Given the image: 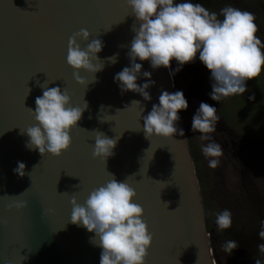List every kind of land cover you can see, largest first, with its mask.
Returning <instances> with one entry per match:
<instances>
[{
    "label": "water",
    "instance_id": "1",
    "mask_svg": "<svg viewBox=\"0 0 264 264\" xmlns=\"http://www.w3.org/2000/svg\"><path fill=\"white\" fill-rule=\"evenodd\" d=\"M134 27L139 21L125 0H0V264H100L102 248L91 242L95 233L71 223L70 201L75 195L84 204L111 179L109 173L118 181L127 178L138 193L134 202L145 209L154 234L146 264H218L181 117L175 126L183 136L148 139L143 131V117L162 92L174 91V64L154 69L137 59L142 64L137 83L155 81L147 89L150 100L122 91L114 79L131 67ZM81 28L92 34L90 41H103L100 61H93L103 68L82 70L84 84L66 59L69 37ZM90 41L78 42L86 48ZM113 56L115 63L108 59ZM42 85L66 88L74 106L87 104L80 128L71 132V148L61 157L30 150L22 133L36 123L28 108L35 110ZM94 131L119 137L105 162L92 155ZM18 162L26 165L23 177L13 171ZM14 200L27 206L17 208Z\"/></svg>",
    "mask_w": 264,
    "mask_h": 264
},
{
    "label": "clouds",
    "instance_id": "2",
    "mask_svg": "<svg viewBox=\"0 0 264 264\" xmlns=\"http://www.w3.org/2000/svg\"><path fill=\"white\" fill-rule=\"evenodd\" d=\"M125 3L139 21V27L133 28L136 34L128 53L131 67H125L114 77L122 91H134L146 100L151 99L147 89L155 84V81L143 86L137 83L142 71V64L137 63V59L150 61L151 66L156 69L171 68L173 60L182 67L193 62L198 55L211 72L213 83L210 95L216 101L245 93L246 82L260 76L264 71V42L257 36L259 27L255 22L256 16L250 11L229 5L222 8L218 14L190 0L180 3L176 0H125ZM218 15L223 19H219ZM91 35L88 29L81 28L68 40L67 64L74 69L75 79L81 84L85 83V79L80 75L82 70L96 73L103 68V65L98 67L93 63L94 60L100 61L97 54L102 51L103 41H90ZM81 39L90 41L86 48L78 42ZM108 59L116 62V56ZM179 70L180 68L176 69ZM151 75L150 72H143L145 77L150 78ZM41 87L44 89L43 95L36 98L35 110L28 108L36 123L22 129V133L26 131L29 137L26 147L30 150L38 149L41 155L47 153L61 157L71 148V132L79 127L78 122L82 119L87 104L85 103L84 108L74 106L66 88L62 90L58 86ZM188 107V101L182 91H163L159 96V104L153 105L152 110L143 117L146 138L157 136L173 139L177 132L183 136V129L178 130L175 124L180 119L178 113ZM219 120L217 108L201 102L197 114L193 117L192 129L201 133L202 140H210L208 134L216 131ZM94 132L96 134L92 155L94 158H102L105 162L114 154L113 149L119 137L113 139L100 131ZM202 153L211 158L208 161L209 167L214 169L220 163L218 158L223 155V150L220 144L210 142L202 146ZM25 169V163L18 162V167L13 171L23 177L26 174ZM109 175L111 179L94 188L84 204L79 203L73 195L70 201L71 223L83 225L89 232L95 233L91 242L102 248L100 264H146L154 234L143 218L145 209L134 202L138 193L128 183L127 178L118 181L113 174ZM156 182L165 184V187L170 184ZM164 204L168 207L167 203ZM14 206L23 208L27 206V202L14 200ZM178 208L170 212H175ZM215 223L220 230L231 228L230 210L217 212ZM259 237L264 240V222ZM237 247L235 240H228L223 245V250L231 254ZM258 248L264 253V243L258 245ZM255 264H262V261L255 259Z\"/></svg>",
    "mask_w": 264,
    "mask_h": 264
},
{
    "label": "rangeland",
    "instance_id": "3",
    "mask_svg": "<svg viewBox=\"0 0 264 264\" xmlns=\"http://www.w3.org/2000/svg\"><path fill=\"white\" fill-rule=\"evenodd\" d=\"M248 2L253 8L252 13L255 12V6H264V0ZM172 64L175 83L173 92L182 91L189 105L180 117L188 132V140L194 147V168L207 209L208 225L211 229L209 239L214 256L218 264H255V259H260L264 264V253L258 248V245L264 243L259 237L264 222L263 75L247 81L245 93L216 101L207 97L205 83L208 84L211 72L198 55L193 62L182 67L175 60ZM177 68L180 70L176 71ZM201 102L213 104L220 117L216 131L208 134L210 140H202L201 133L192 129V120ZM233 102L241 105L243 112L238 111ZM210 142L220 144L223 150V155L218 158L220 163L214 169L209 167L208 161L211 158L202 153V146ZM224 209L232 213V226L227 230H220L215 223L216 213ZM228 240L238 243V247L231 254L223 250V245Z\"/></svg>",
    "mask_w": 264,
    "mask_h": 264
},
{
    "label": "trees",
    "instance_id": "4",
    "mask_svg": "<svg viewBox=\"0 0 264 264\" xmlns=\"http://www.w3.org/2000/svg\"><path fill=\"white\" fill-rule=\"evenodd\" d=\"M190 2H192V3H200L205 8L209 9L210 11H215L218 14H219V12H220V10L222 8H224L225 6H229V5L232 6V7H236V8L238 7L241 10H246V11H250V12L253 11V8L250 6L248 0H190ZM254 14H255L257 20L258 19L262 20V22H260L258 20V22H259L258 23L259 31L257 32V36L261 39L262 42H264V6H260V7L255 6ZM218 18L219 19H223V17L219 16V15H218ZM257 20L255 21L256 23H257ZM261 75H263L262 78H264V71H262ZM261 79H259V80H261ZM211 81H212V79H211ZM211 81L208 80V83L210 82L209 87H210V90L212 92V83H213V81L212 82ZM255 81H257V80H255ZM252 83H253V81H252ZM257 84H260V82L257 83ZM173 93H175V92H173ZM234 104H236V103H234ZM238 105H239L238 103L235 105L236 108L238 107L237 110L243 112V108L241 107V105L240 106H238ZM184 112H185V110H181L179 112V114L181 115ZM190 145L192 146V143H190ZM190 153H191L192 159L194 160L195 155H194L193 150L191 151V149H190ZM203 204H204V209H205V214H206V222H207V225H208V218H207V213H206L207 209H206V206H205L204 202H203ZM208 230L211 232V229H210L209 225H208Z\"/></svg>",
    "mask_w": 264,
    "mask_h": 264
},
{
    "label": "flooded vegetation",
    "instance_id": "5",
    "mask_svg": "<svg viewBox=\"0 0 264 264\" xmlns=\"http://www.w3.org/2000/svg\"><path fill=\"white\" fill-rule=\"evenodd\" d=\"M209 79H210V81H211V78H209ZM204 80H205V79H204ZM202 81H203V80H202ZM211 82H212V81H211ZM209 84H210V82H209L208 84L205 83V87H206L207 97H210V99H212V98H211V95H210L211 90H210ZM208 87H209V89H208ZM212 106H213V104H212ZM181 116H183V113L181 114ZM226 128H227V126H226ZM185 132H186V138H187L188 145H189V147H190V149H191V151H192V150H194V147H192V146L190 145V142H189V140H188V132H187V130H185ZM228 135H232V136L236 137L235 135H233V134H231V133H228ZM241 150H243V148H242ZM241 150H240V151H241ZM193 161H194V160H193Z\"/></svg>",
    "mask_w": 264,
    "mask_h": 264
}]
</instances>
